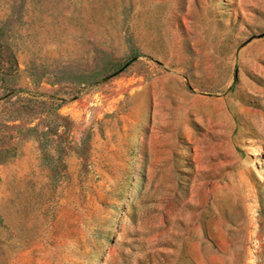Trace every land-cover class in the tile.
Here are the masks:
<instances>
[{"label": "rangeland", "instance_id": "1", "mask_svg": "<svg viewBox=\"0 0 264 264\" xmlns=\"http://www.w3.org/2000/svg\"><path fill=\"white\" fill-rule=\"evenodd\" d=\"M200 5L172 98L150 0H0V264H264V0Z\"/></svg>", "mask_w": 264, "mask_h": 264}, {"label": "crops", "instance_id": "2", "mask_svg": "<svg viewBox=\"0 0 264 264\" xmlns=\"http://www.w3.org/2000/svg\"><path fill=\"white\" fill-rule=\"evenodd\" d=\"M183 0H150L152 7V14L154 18L158 20V23H153L152 28L149 27V33L152 38L150 46V56L154 58L160 70L152 77L150 87L152 89V96H159L167 94L172 98L177 95L176 90H185V87L189 86L188 80L185 76L178 72H172L171 70H165L163 72V66L166 68L174 60V55L178 47H184V41L186 40V47H189V41L192 39V20L189 19V14H206L205 6L200 5L203 1L207 3V0H184L186 5V11L180 7ZM198 4V5H197ZM196 25V24H195ZM184 31L186 34L184 35ZM220 38V37H219ZM188 43V44H187ZM244 45V43L242 44ZM242 45H238L240 48ZM206 49H212L211 42H206ZM227 57H222L221 72L217 74L222 81V85H230L231 83V56L230 47L228 48ZM164 85H170L172 92L164 90ZM153 102L157 99H153Z\"/></svg>", "mask_w": 264, "mask_h": 264}]
</instances>
